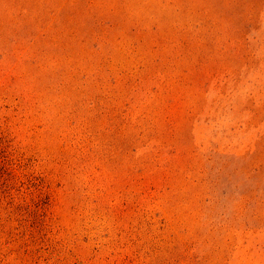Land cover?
<instances>
[{"label":"rangeland","instance_id":"obj_1","mask_svg":"<svg viewBox=\"0 0 264 264\" xmlns=\"http://www.w3.org/2000/svg\"><path fill=\"white\" fill-rule=\"evenodd\" d=\"M0 264H264V0H0Z\"/></svg>","mask_w":264,"mask_h":264}]
</instances>
